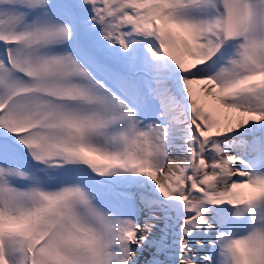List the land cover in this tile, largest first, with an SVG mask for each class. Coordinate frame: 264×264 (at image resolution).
<instances>
[{"label":"snow or ice","instance_id":"snow-or-ice-1","mask_svg":"<svg viewBox=\"0 0 264 264\" xmlns=\"http://www.w3.org/2000/svg\"><path fill=\"white\" fill-rule=\"evenodd\" d=\"M0 264H264V0H0Z\"/></svg>","mask_w":264,"mask_h":264},{"label":"bare ground","instance_id":"bare-ground-1","mask_svg":"<svg viewBox=\"0 0 264 264\" xmlns=\"http://www.w3.org/2000/svg\"><path fill=\"white\" fill-rule=\"evenodd\" d=\"M179 156H180L179 152H175V151L173 152V158H178ZM165 171H167V169H165ZM159 176H158V178H159Z\"/></svg>","mask_w":264,"mask_h":264},{"label":"rangeland","instance_id":"rangeland-1","mask_svg":"<svg viewBox=\"0 0 264 264\" xmlns=\"http://www.w3.org/2000/svg\"><path fill=\"white\" fill-rule=\"evenodd\" d=\"M160 174L158 173L157 176H159Z\"/></svg>","mask_w":264,"mask_h":264}]
</instances>
